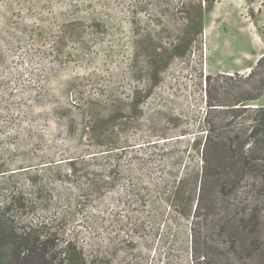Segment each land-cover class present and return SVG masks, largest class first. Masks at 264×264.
Masks as SVG:
<instances>
[{
    "label": "rangeland",
    "instance_id": "rangeland-1",
    "mask_svg": "<svg viewBox=\"0 0 264 264\" xmlns=\"http://www.w3.org/2000/svg\"><path fill=\"white\" fill-rule=\"evenodd\" d=\"M263 53L264 0H0V264L26 232L39 264L219 261L223 207L264 199L218 152L206 172L208 102L256 93Z\"/></svg>",
    "mask_w": 264,
    "mask_h": 264
},
{
    "label": "trees",
    "instance_id": "trees-1",
    "mask_svg": "<svg viewBox=\"0 0 264 264\" xmlns=\"http://www.w3.org/2000/svg\"><path fill=\"white\" fill-rule=\"evenodd\" d=\"M202 31V29L200 30ZM264 67V53L258 59L257 64L251 72L245 76L250 80L256 76L260 69ZM207 80L212 79V75L206 76ZM253 86L249 85V92L244 100L235 104L209 103V132L203 144L204 165L206 172L209 168V156L213 152L220 154L221 167L227 178H230L235 185L243 182L257 188V194L264 199V106H250L248 101L259 99L264 93V79L261 81L258 91L254 93ZM222 112L223 119L235 122L236 126L223 135L212 133L218 122L210 117L212 112ZM231 124V123H230ZM205 171V169H204ZM203 196V194H202ZM223 219L226 225L235 229L238 234L234 238L233 246L229 249L222 248L217 257L218 261H210L209 254L204 255V262L196 264H264V208H260L252 199L237 201L223 207ZM208 213L201 205V196L195 208L194 217L196 220L204 218ZM199 221H196L198 224ZM259 234L258 240L249 246L248 237ZM52 238L49 236L41 240L31 232H26L18 240V264H39L46 259L47 249ZM26 249V250H25ZM261 255L262 262H248L251 256ZM250 256V257H249ZM61 264H73L69 258Z\"/></svg>",
    "mask_w": 264,
    "mask_h": 264
},
{
    "label": "water",
    "instance_id": "water-1",
    "mask_svg": "<svg viewBox=\"0 0 264 264\" xmlns=\"http://www.w3.org/2000/svg\"><path fill=\"white\" fill-rule=\"evenodd\" d=\"M254 107H258V106H254Z\"/></svg>",
    "mask_w": 264,
    "mask_h": 264
}]
</instances>
